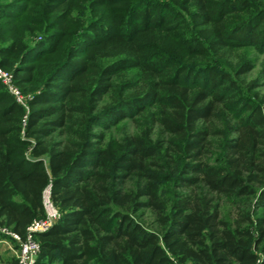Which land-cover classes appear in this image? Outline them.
<instances>
[{
  "label": "trees",
  "instance_id": "obj_1",
  "mask_svg": "<svg viewBox=\"0 0 264 264\" xmlns=\"http://www.w3.org/2000/svg\"><path fill=\"white\" fill-rule=\"evenodd\" d=\"M255 53L264 0H0V227L24 240L48 190L33 264H264Z\"/></svg>",
  "mask_w": 264,
  "mask_h": 264
},
{
  "label": "built area",
  "instance_id": "obj_2",
  "mask_svg": "<svg viewBox=\"0 0 264 264\" xmlns=\"http://www.w3.org/2000/svg\"><path fill=\"white\" fill-rule=\"evenodd\" d=\"M0 81L6 87L8 92L15 98V100L23 104L24 98L21 96L19 90L13 85L11 74L0 69ZM43 206L45 209V218L42 220L34 221L28 228L24 240H20L19 237L10 232L5 227H0V235H4L8 238L19 243V251L16 254L18 264H33L38 253L39 246L34 240V233L46 231L58 217L57 211L53 208L49 201L48 190L43 193Z\"/></svg>",
  "mask_w": 264,
  "mask_h": 264
},
{
  "label": "rangeland",
  "instance_id": "obj_3",
  "mask_svg": "<svg viewBox=\"0 0 264 264\" xmlns=\"http://www.w3.org/2000/svg\"><path fill=\"white\" fill-rule=\"evenodd\" d=\"M255 56H257L256 67L251 73H249L245 77V81H249L250 79H253L257 75L258 71L260 70L261 63L264 60V56L257 55L256 53H255ZM134 132H135V125L131 120L127 119V120L121 121L120 123L114 125L109 130L106 131L104 145H106L107 147H111V148H118L119 143L121 142L122 138L125 135H129ZM129 187H130V183L127 184V188ZM221 214L223 218L227 219L229 222H232L236 218L237 210L233 204L228 203L226 201H222ZM259 215L264 216V210L259 211ZM140 221L148 228H151V229L156 228L154 224V216L152 215L150 211H145ZM4 239L7 240L8 244L10 245V248H11L10 255L16 258V254L19 251V243L16 241L12 242L9 239H7L6 236L0 235V240H4ZM2 245H5V244L2 242L0 243V246ZM0 252L3 254L2 250Z\"/></svg>",
  "mask_w": 264,
  "mask_h": 264
},
{
  "label": "crops",
  "instance_id": "obj_4",
  "mask_svg": "<svg viewBox=\"0 0 264 264\" xmlns=\"http://www.w3.org/2000/svg\"><path fill=\"white\" fill-rule=\"evenodd\" d=\"M4 243L5 245L0 246V251H3V254L0 252V259H6L7 257H10V245L8 244L7 240H0V243Z\"/></svg>",
  "mask_w": 264,
  "mask_h": 264
}]
</instances>
